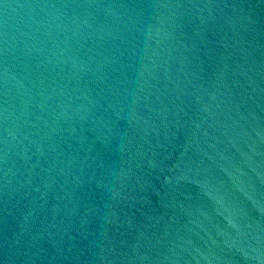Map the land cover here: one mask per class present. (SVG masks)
I'll use <instances>...</instances> for the list:
<instances>
[{
	"label": "water",
	"instance_id": "95a60500",
	"mask_svg": "<svg viewBox=\"0 0 264 264\" xmlns=\"http://www.w3.org/2000/svg\"><path fill=\"white\" fill-rule=\"evenodd\" d=\"M0 264H264V0H0Z\"/></svg>",
	"mask_w": 264,
	"mask_h": 264
}]
</instances>
